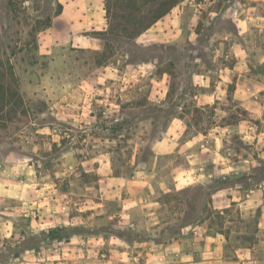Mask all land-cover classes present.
<instances>
[{"label":"rangeland","instance_id":"rangeland-1","mask_svg":"<svg viewBox=\"0 0 264 264\" xmlns=\"http://www.w3.org/2000/svg\"><path fill=\"white\" fill-rule=\"evenodd\" d=\"M157 1L109 0L106 17V0H0V264H186L200 259L192 237L216 233L225 259L264 264L260 197L220 211L211 182L166 191L186 156L152 149L179 117L183 138L241 119L264 136V0H179L175 23L168 11L128 35ZM244 9L252 30L233 20ZM238 77L258 96L255 115L232 96ZM255 138L226 131L220 142L252 160L253 181L264 173V138ZM203 143L216 156V138ZM190 149L212 172L210 152ZM172 236L193 256L159 257ZM146 239L156 241L149 260Z\"/></svg>","mask_w":264,"mask_h":264},{"label":"crops","instance_id":"crops-1","mask_svg":"<svg viewBox=\"0 0 264 264\" xmlns=\"http://www.w3.org/2000/svg\"><path fill=\"white\" fill-rule=\"evenodd\" d=\"M249 8V7H248ZM80 10V9H79ZM245 14L243 17L237 16L235 13L233 15V20L235 24L248 30H252L253 28L252 22L250 19H253L254 13H250V10L244 9ZM175 16L173 11H169L166 14V19L170 21V23H175ZM264 17V15H263ZM262 53H260V59H264V47L262 49ZM237 52V49H235ZM239 58V57H238ZM248 62L249 59H238L236 64L241 65L242 62ZM223 79H217L218 83H223ZM237 89L232 92L233 98H239L240 104L244 105L243 110L250 116L255 115L262 109L259 108V102H257L258 97L254 94L250 83L245 82V87L242 90L240 87V83L242 84V80L240 77L236 79ZM264 86V82H261ZM222 93L216 90V98L221 97ZM218 111H223L222 107H216ZM228 110H231L228 109ZM243 122V123H241ZM187 125L182 122V119L173 118L170 120L166 126L164 131V135L156 140L153 145L152 149L157 154H164L170 153L179 146V150L183 151L185 154V161H183V165L175 164L172 167L171 171V186L166 188V191H175V192H183L193 186H197L201 190L204 189L206 185H209L210 182L212 183V187H209L210 190V197H211V205L213 209H218L223 211V208L231 205L233 202H236L238 205L248 206L249 203H253L254 200H257L260 197L261 201V215L259 218V223L262 224L264 227V173L260 175V177L256 180H252V160L247 155H237V157H230L221 152L220 150V142L223 139V135L226 131H239L243 139L252 140L254 141L258 137V140H261V137L264 138L263 135V128L259 129V134H255L253 132L254 126L248 123L247 119H241L238 123H225V124H216V133H211V129L208 132H200V133H192L189 137L183 138L186 132ZM209 135H213L216 138V156L211 154L208 147L204 148L205 144L203 143L205 138H208ZM258 135V136H255ZM252 137V138H251ZM202 146L203 148H199ZM194 148L195 152H199L201 154L205 151V149L210 152V155L207 156L206 162L211 163L210 166L212 167V172H203V163L205 160L198 159L196 153H192ZM178 150V151H179ZM209 154V153H207ZM200 161V162H199ZM200 164V165H199ZM215 173H216V186L214 185L215 181ZM140 182L142 183L141 187L144 186L142 179ZM228 178V184H224L221 179ZM148 185V182L145 184ZM144 201H148L147 198H143ZM141 201V199H140ZM184 203L186 207H188V201L184 199ZM199 220H196L198 222ZM194 226V222L190 223L189 221L186 222L184 226ZM194 240H198L201 244L197 248L200 254V259L197 261H191L186 264H240V261L237 259H225L223 257V243L225 242L226 238L223 236L222 233L216 234H199L198 236L192 237ZM192 241V240H191ZM156 241L152 239L142 240L141 243L146 244L143 251H145V255L149 257L155 252H153L154 248L152 244ZM185 240L184 237L181 236H172L167 238L166 244L162 249H158L157 253L159 257H170V258H177L179 255H186V259L192 257L194 252H191L190 249L185 248ZM247 257V254H246ZM249 257V254H248Z\"/></svg>","mask_w":264,"mask_h":264},{"label":"trees","instance_id":"trees-1","mask_svg":"<svg viewBox=\"0 0 264 264\" xmlns=\"http://www.w3.org/2000/svg\"><path fill=\"white\" fill-rule=\"evenodd\" d=\"M117 1V0H116ZM128 1H132V0H128ZM177 1L179 0H158L156 2L157 6L154 10L150 9L149 11H154L153 15L151 16V18H149V20L147 22H142L141 18L140 21H130L129 23L132 24V29L133 32L129 33L128 35H130L131 37L136 36L138 34H140L141 32H143L145 29L149 28L157 19H159L160 17H162L163 15H165L172 6L175 5V3H177ZM108 2L109 0H106V2L104 3V10H105V15L106 17L109 14V6H108ZM49 23H46V25H48ZM127 26H123V29H126ZM115 31V30H114ZM111 31V33L113 34H117V32Z\"/></svg>","mask_w":264,"mask_h":264}]
</instances>
